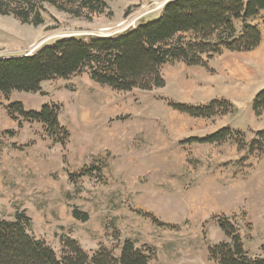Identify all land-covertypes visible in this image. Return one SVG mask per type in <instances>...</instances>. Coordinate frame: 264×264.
<instances>
[{
  "label": "rangeland",
  "instance_id": "obj_1",
  "mask_svg": "<svg viewBox=\"0 0 264 264\" xmlns=\"http://www.w3.org/2000/svg\"><path fill=\"white\" fill-rule=\"evenodd\" d=\"M167 1L107 0L112 14L91 21L47 6L37 27L0 16V57L30 55L64 37L120 33L156 17ZM246 22L260 30L256 48L205 54V66L168 62L162 88L116 91L79 73L44 81L37 93H0V218L23 213L28 233L57 256L65 238L89 255L101 244L115 257L130 240L150 264H217L208 249L228 242L217 223L224 219L249 255L264 256V139L257 136L264 112L255 115L252 105L264 87V12ZM221 99L230 108L208 118L172 106ZM13 103L34 112L52 106L66 142L49 138L40 123L12 119ZM220 130L229 133L220 142L197 141ZM75 208L88 219H75Z\"/></svg>",
  "mask_w": 264,
  "mask_h": 264
},
{
  "label": "trees",
  "instance_id": "obj_2",
  "mask_svg": "<svg viewBox=\"0 0 264 264\" xmlns=\"http://www.w3.org/2000/svg\"><path fill=\"white\" fill-rule=\"evenodd\" d=\"M47 6L87 21L112 14L107 0H0V16L37 27L44 22ZM261 12H264V0H168L156 17L141 21L144 15L135 27L120 33L64 37L40 46L30 55L0 57V93L5 96L11 91L37 93L44 81L66 79L79 73H86L93 82L116 91L162 88L165 81L161 69L168 62L205 66L202 59L205 54H219L223 49L239 52L256 48L261 41L260 30L246 21ZM236 21H242L240 30H236ZM223 105L230 108L225 99L213 100L201 108L172 106L190 116L208 118ZM252 105L255 115L264 112V87L254 95ZM7 112L14 120L18 117L25 122L40 123L45 134L62 145L68 138L50 105L34 112L13 103ZM228 134L220 130L197 141L217 143ZM257 136L264 139V132ZM15 216L14 221L0 218V264H150V255L134 247L130 240L122 242L115 257L111 249L101 244L89 255L76 240L65 238L57 256L44 240L28 233L29 217L23 213ZM72 216L79 221L88 219L87 213L76 208ZM217 223L228 242L208 249L211 260L217 264H264V256H251L244 250L233 224L224 219H218Z\"/></svg>",
  "mask_w": 264,
  "mask_h": 264
},
{
  "label": "built area",
  "instance_id": "obj_3",
  "mask_svg": "<svg viewBox=\"0 0 264 264\" xmlns=\"http://www.w3.org/2000/svg\"><path fill=\"white\" fill-rule=\"evenodd\" d=\"M129 27H135V24H134V22L130 23V24L128 25V27H127V28H129ZM127 28H126V29H127Z\"/></svg>",
  "mask_w": 264,
  "mask_h": 264
}]
</instances>
